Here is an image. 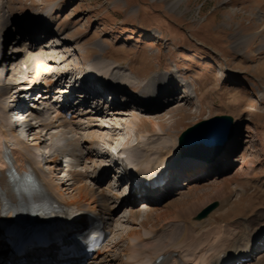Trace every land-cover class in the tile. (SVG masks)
I'll use <instances>...</instances> for the list:
<instances>
[{
  "label": "bare ground",
  "instance_id": "1",
  "mask_svg": "<svg viewBox=\"0 0 264 264\" xmlns=\"http://www.w3.org/2000/svg\"><path fill=\"white\" fill-rule=\"evenodd\" d=\"M12 1L13 0H0V41L3 40V38H12L13 36L16 41L15 46L12 48L13 52H11L15 68L12 69L10 67L6 72V76H13L12 78L10 77L13 85L0 82V188L7 200L9 199L15 204H18L22 199H26L25 192H33L43 195L48 199L52 198L61 205L73 203L77 208L93 213L100 211L102 208L105 210V214L109 213L110 217L124 205L132 207L129 220L137 224L140 230L135 231L130 229L123 233L120 240L114 241V247H118V250H121L118 255L112 253L109 249L100 251L94 259L97 264H101L102 261L115 264H233L248 258L252 252L262 247L260 244L264 241V212L260 215L253 214V218L244 223L222 221L221 218L214 215V212L206 219L197 220L198 222L195 223L194 226L191 225L189 227L188 219L185 218V216L187 213L193 214L196 210L190 205L187 209V213H184V209H182L178 216L172 218L165 217L163 218L165 220L160 224L154 225L148 223L145 219H150L151 213L156 209L155 206L163 204L165 200L171 196L183 193L184 188H175L174 183H169L165 185L163 190L149 192L148 195L136 192L134 195L127 197V195L112 193L114 192L112 187H103L107 177L111 175L113 171L112 165L110 164L107 167V164L102 166L97 162L98 155L104 159L108 156H112L111 151L106 147L112 145V142L107 143L108 137L106 136V128L108 127V129L110 128V130L115 131V135L113 134L114 137L117 135L116 131H120L121 129L122 131L124 130V128L120 126L121 122L119 126L118 124L114 126L117 128L115 129L112 126H107L105 120L126 116L131 118V120L125 123V125L128 129L134 130L135 134L132 143H130L131 140H128L129 138L120 142L123 149L127 150L126 155L131 159V163H124L125 165H130L135 173L137 172V175L149 172L150 169H158V172H163L164 170L170 171L179 168L180 172H182L181 175L185 178L181 183L183 186H191L194 180L197 181L195 182L196 184L193 185H199L200 182L198 181H203V178H206V180L210 179L211 175L207 174V177H201L193 173H195V170L201 172L200 170L209 169V161L211 169H213L211 163L214 162V160L219 163L220 169L224 168L225 170L227 168V165L230 163L228 160H231L233 152L235 151L234 138L239 135L238 122L235 124L236 133L229 142H227L225 145L226 147L222 149L218 155L216 154L214 158L207 160L206 163H201L194 158H187L186 156L190 155L187 152H181L178 148L180 135H175L176 133L173 129L172 131L171 129L166 130V128L164 129L163 126L159 125L157 131H139L138 126L139 123H142L140 121H144L143 118L162 115L166 111H170L171 107L181 103L185 99H188L189 102L190 98H192V94H195L194 97L199 98V89L197 87H193L191 82L187 81L183 76L178 75L177 72H155L152 74V78L142 80L139 78L140 76L137 75L133 65L127 66L115 59L112 60L107 57V50H105L104 44L102 45V43L99 42H96V46L102 51L98 52L100 55L97 59L89 60L88 62L87 60H81L80 62L73 63L71 60L76 59L77 53H85L79 46V40L69 36L68 29L67 33L64 32V29H66L64 27V29L59 30L58 28L63 25L58 23L57 20L56 22H52L50 16L52 14H33L31 16H25V12L21 10V8H9ZM166 1L171 10L174 9L182 13L180 3L183 0ZM17 15L19 16L16 18ZM262 16H264V14H259L258 17L261 19ZM45 23L49 24L50 27ZM51 26L53 27L52 29ZM53 31L56 34H52ZM57 33L65 35L64 39L62 40L60 35L57 36ZM20 34L24 35L23 37L32 36L35 38L38 34H40L39 36H45V34H47L54 39L52 44L50 41L46 40L39 46L38 43H36L38 45H33L34 42L30 43L26 41L22 46L20 37H18ZM40 39L42 38L40 37ZM69 39H76L78 41V44H74L75 46L71 45L77 48L75 50V55L72 52L74 48L71 49V51H69L70 49H65L71 44ZM246 39L247 35H238L237 40L234 42V46L238 48ZM54 41L59 43L55 44ZM260 49H264V43L260 45L259 50ZM53 58L57 59V61ZM68 60L70 63L69 66L66 62ZM115 62L123 64L124 67ZM50 63L54 65L51 67ZM76 63H78V65H76ZM81 67H83L82 72L89 69V67H93V70L89 73L85 72V74H88L87 77L95 75L101 80L105 79L106 81L112 82L114 85H119V90L122 92L126 91L128 87L136 90L139 89V92H147L153 87L161 88V84H169V90L165 93L161 91L162 95L157 96L153 105L143 110L145 116H142L140 113L138 114L136 111L130 114V109H126L125 106H122L111 111H98L95 114L74 113L72 117L69 118L67 112L60 110L59 104L61 102L57 101L55 98H49L50 95L47 93L52 92L54 87L57 86L58 83H61V87H57L59 89H57L58 91H56L54 95H56V97L58 95L59 98H67L69 94H71V99H74L75 94L70 88L73 86L75 90L76 86L82 85L83 81H80L79 76L76 75L78 73L77 70ZM19 73L22 74V76H20L22 79H18L17 81L14 77L15 75H19ZM85 74L83 76L84 78ZM1 77H3V75H0V79ZM56 81H58V83ZM43 83H45L47 87H45L46 90H43L44 92H41L46 95L45 98L48 97L49 99L46 102L42 101L41 98L39 101H34V108H39L37 107L39 104H44V106L40 111L31 110L30 106H26L24 103L28 99L26 95L33 89L39 88ZM87 84L94 83L90 82ZM180 86L183 87L185 92H189V96H185L182 93L180 96V94L177 93V89L180 88ZM17 94L20 96L18 104L24 110V114L30 113L32 115V118L28 119L23 127L25 130V127L28 124L30 125L27 134L29 141L31 139L29 138L31 135L30 133H33L36 128L39 129L38 133H34L31 143L19 137L15 133L13 127L7 124L9 111L7 110L6 99L8 95L14 97ZM199 104V111L201 112L203 110L202 104ZM62 107H66L65 104L62 105ZM67 110L69 111L70 109L67 108ZM20 119H22L21 121H25V115L20 117ZM35 121L38 125L34 124ZM63 127H68V131L77 136L79 135L78 131L83 130L80 136L75 137V140L72 139L77 145L78 152L73 153L64 150V146L62 148L60 146L57 147L56 142L53 140L50 141L53 137H59L57 134L59 130L54 134L51 133L49 139L46 138L49 134V130ZM73 128L76 129V131L71 130ZM45 129H47V131H45ZM77 140L79 142L80 140L84 141V147L86 149L83 148V146L79 147L80 145ZM43 145H45L44 148ZM101 145L102 148L99 147ZM116 145L118 144H115V146ZM41 147L46 156L45 165L49 171L44 169L41 160L37 158L39 153L36 152V149H41ZM50 147L53 148L56 153L53 156L49 155V157H47L45 149ZM97 149L103 151V155L100 154L101 152H97ZM123 152L124 150L119 153L117 152L116 157L113 156V160L116 164L122 162L120 154ZM62 153L68 155L74 154L77 157V168L68 160L67 166H70L71 170L66 171V169H64L62 172H58L63 174L65 171L63 176L68 175L63 179L62 183H58L54 179L57 170L54 169L53 164ZM3 156H5L6 162L2 160ZM85 160L88 163L93 162L96 168L99 167L101 170L98 171L95 170V168L91 173L89 170H85L84 166L83 168H79V164L83 165ZM118 165L119 164H117V166ZM28 179L32 181V186L26 185V180ZM217 183L222 184V182ZM215 190L217 195L222 194L220 186ZM66 192L72 193V197L68 198L65 194ZM198 194L200 193H197V195ZM119 200L121 201V205L118 206L116 203ZM179 201L180 199L175 200L172 205L174 203L177 205ZM139 203L147 207L145 208V215L143 214L144 210H135ZM196 203H200L198 198H196V201H194L192 205L195 206ZM172 207L174 208L175 205ZM141 215L145 216V219L143 217L144 220L140 219ZM211 218L213 220H211ZM209 221H213L215 225H211L209 229L203 233L199 232L202 227L201 225L203 223L207 225ZM257 252H259V250L256 251V253ZM258 256H263V253H260ZM258 256H255V258ZM26 263L27 262L17 264ZM245 264H254V260L253 263L249 262Z\"/></svg>",
  "mask_w": 264,
  "mask_h": 264
},
{
  "label": "rangeland",
  "instance_id": "2",
  "mask_svg": "<svg viewBox=\"0 0 264 264\" xmlns=\"http://www.w3.org/2000/svg\"><path fill=\"white\" fill-rule=\"evenodd\" d=\"M167 4L166 0H13L9 8L19 7L25 12V16L52 14V22L57 20L63 25L58 29L66 28L65 33L68 29L69 36L77 38L79 46L85 52L77 53L75 60L70 59L73 63L97 59L100 55L98 52L102 51L96 46V42H99L104 44L107 57L127 66L133 65L142 80L152 78L155 72H177L192 83L188 84L199 89V98L192 94L189 102L188 99L182 101L186 104L181 102L162 115L143 118L144 121H140L142 123L138 126L139 131H157L160 125L166 130L173 129L175 135L181 136L184 130L198 122L214 116L229 115L233 118L232 133L235 134V124L239 123V135L234 138L235 151L225 170H208L211 173L210 179L198 181L199 185H193L197 181L194 180L191 186L184 187L183 193L171 196L163 204L155 206L149 220L144 216L147 207L139 203L135 210H144L140 219L154 225L160 224L165 217L178 216L182 209L187 213L191 205L196 209L195 212L185 216L190 227L198 222L195 216L200 211L209 203L217 201L219 207L211 213L215 212L214 215L222 221L248 222L253 214L260 215L264 212V49L259 50L264 43V16L261 19L258 17L259 14H264V0H183L180 3L182 13L171 10ZM238 35H247V39L237 48L234 42ZM69 40L70 47L65 49L71 51L74 48L72 52L75 55L77 48L71 45L78 44V41ZM66 62L69 66V60ZM119 62L115 63L123 66ZM53 65L50 63L51 67ZM20 76L21 73L15 75L14 79H22ZM10 77L13 76L10 75L5 80H10ZM177 91L178 94L182 93L181 89ZM199 103L202 104L201 112ZM132 109L130 108V114L136 111ZM137 113L145 116L139 110ZM130 120L126 116L105 120L107 126H119L121 122L120 126L124 128L123 131H116V137L115 131L106 128L107 143L112 142L110 147H106L111 153L115 152L117 146L120 147V142L124 139L129 138L130 143L134 141L135 131L125 125ZM34 124L38 125L36 121ZM29 127V124L25 127L27 134ZM37 129L30 133V141L26 134L27 142L31 143L34 133L39 131ZM71 130L76 131L74 128ZM56 132L59 137H53L50 141L56 142L57 147L64 146V150L78 152L74 140L83 130H79L77 136L69 132L68 127L53 128L46 138L49 139L51 133ZM77 142L79 147L85 148L84 141ZM114 143L118 145L115 146ZM99 147L102 148V145ZM98 151L103 155V151L97 149ZM36 152H41V149H36ZM44 157L41 153L37 156L41 161ZM71 158L77 168V157L73 154ZM97 162L102 166L107 164L108 167L113 163V154L106 159L98 155ZM217 163L214 160L212 165L216 170L219 168ZM83 166L91 173L96 168L93 162L88 163L86 160L83 165L79 164V168ZM95 170L99 171L101 168L97 167ZM112 172L115 173V169ZM55 174V180L62 177L58 172ZM110 180H114L112 176L107 178L104 188ZM181 181L182 179L179 180ZM219 186L222 194L217 195L215 189ZM112 193L125 194L122 191ZM65 194L68 198L72 197L70 192ZM196 198L200 203L194 206L192 203ZM179 199V203H174L173 208L172 203ZM116 204L121 205V201ZM131 208L124 205L112 216L116 229L111 234V242L109 241L106 249L117 255L121 250L114 247V241L120 240L123 233L130 229L140 230L137 224L129 220ZM210 221L207 225L203 223L199 232L203 233L211 225H215ZM101 264L115 263L102 261ZM254 264H264V255L254 261Z\"/></svg>",
  "mask_w": 264,
  "mask_h": 264
},
{
  "label": "water",
  "instance_id": "3",
  "mask_svg": "<svg viewBox=\"0 0 264 264\" xmlns=\"http://www.w3.org/2000/svg\"><path fill=\"white\" fill-rule=\"evenodd\" d=\"M233 118L228 115H219L205 119L187 128L180 137L182 148L192 147L190 153L195 152L202 156L211 152L221 151L232 135ZM219 204L211 203L208 208L200 212L196 219H201L214 210Z\"/></svg>",
  "mask_w": 264,
  "mask_h": 264
},
{
  "label": "snow or ice",
  "instance_id": "4",
  "mask_svg": "<svg viewBox=\"0 0 264 264\" xmlns=\"http://www.w3.org/2000/svg\"><path fill=\"white\" fill-rule=\"evenodd\" d=\"M167 87H169V84H161V88H162V89H165V88H167ZM7 214H8L7 212H4V213H3V215H5V216H6Z\"/></svg>",
  "mask_w": 264,
  "mask_h": 264
}]
</instances>
